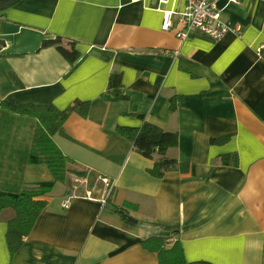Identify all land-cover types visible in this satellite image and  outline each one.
I'll list each match as a JSON object with an SVG mask.
<instances>
[{
	"label": "crops",
	"instance_id": "0c3cea01",
	"mask_svg": "<svg viewBox=\"0 0 264 264\" xmlns=\"http://www.w3.org/2000/svg\"><path fill=\"white\" fill-rule=\"evenodd\" d=\"M239 1H219L223 20L240 27L220 40L198 28L182 40L177 15L163 29L157 7L180 11L186 0H17L0 10V97L68 109L54 138L85 172L54 186L15 254V211H2L0 264H158L142 241L171 234L186 264H264V0ZM57 37L74 42L76 61L43 46ZM112 72L127 99L102 97ZM86 101L82 116L75 109ZM146 121L178 133L167 155L196 174L149 172L155 159L117 130ZM36 126L0 106V190L53 179L28 160Z\"/></svg>",
	"mask_w": 264,
	"mask_h": 264
},
{
	"label": "trees",
	"instance_id": "16d2710c",
	"mask_svg": "<svg viewBox=\"0 0 264 264\" xmlns=\"http://www.w3.org/2000/svg\"><path fill=\"white\" fill-rule=\"evenodd\" d=\"M17 0H0V10L12 5ZM62 38L47 39L43 46H55L57 50L71 62L79 58V53L74 49V42L62 43ZM4 44L0 41V47ZM69 46V47H68ZM110 101L127 99L123 93L122 75L119 72H112L110 75L107 91L102 95ZM177 97L171 98V109H177ZM90 101L78 105L75 109L82 116H87L90 109ZM0 106H4L12 112L33 116L37 119V126L33 136L31 150L29 153V163L45 164L52 173L53 179L41 181L25 186L20 192H10L0 190V216L4 209L12 208L14 216L8 221L7 240L11 254H15L22 246L25 238L30 234L38 216L47 207L46 197L52 192L57 182H64L69 172H75L84 176L85 172L78 171L71 167L76 164L74 159L66 155L57 142L55 134L70 116L68 109L61 110L53 104L27 103L14 105L2 100ZM118 132L130 140L134 149L144 157L155 159L154 166L149 172L160 177L167 172L191 170L193 174L197 172V166L188 162L179 161L167 155L171 147L177 146L179 136L177 132L167 131L151 122H144L141 127H118ZM227 136L224 137V141ZM219 142L218 139H213ZM222 143V142H221ZM109 200V198H108ZM111 202V201H110ZM109 202V206L127 215L125 208H120ZM175 236L164 235L154 236L142 241V245L149 251L158 254V264H186L184 249L180 239L171 242L170 238Z\"/></svg>",
	"mask_w": 264,
	"mask_h": 264
},
{
	"label": "built area",
	"instance_id": "2783aa9c",
	"mask_svg": "<svg viewBox=\"0 0 264 264\" xmlns=\"http://www.w3.org/2000/svg\"><path fill=\"white\" fill-rule=\"evenodd\" d=\"M134 2L140 0H132ZM169 0H158L160 4H166ZM220 0H186L185 7L182 10H172L168 8L157 7L162 9L164 22L163 29L169 30L173 24L174 15L179 17V22L183 28L178 32V37L186 39L189 33L198 28L207 33L210 37L220 40L229 32H240V27L232 25L230 22L223 20L222 14L224 7H220ZM239 0H227V4L239 3ZM91 197V195H88ZM105 198V197H104ZM71 201L66 199L63 202L64 207H69ZM175 239L170 238L173 242Z\"/></svg>",
	"mask_w": 264,
	"mask_h": 264
},
{
	"label": "rangeland",
	"instance_id": "374dc122",
	"mask_svg": "<svg viewBox=\"0 0 264 264\" xmlns=\"http://www.w3.org/2000/svg\"><path fill=\"white\" fill-rule=\"evenodd\" d=\"M60 183H61V184H64V183H62V182H58V183L56 184L55 187H59V188H61ZM66 186H69V187H70V186H73V183L67 179V184H66ZM59 188H58V189H59ZM56 189H57V188H56ZM53 192H54V189H53Z\"/></svg>",
	"mask_w": 264,
	"mask_h": 264
}]
</instances>
